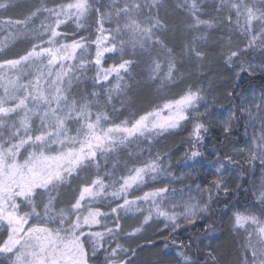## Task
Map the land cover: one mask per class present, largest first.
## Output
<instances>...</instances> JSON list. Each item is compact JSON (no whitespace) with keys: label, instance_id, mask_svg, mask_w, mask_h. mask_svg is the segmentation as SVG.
<instances>
[{"label":"snow or ice","instance_id":"6c2138e0","mask_svg":"<svg viewBox=\"0 0 264 264\" xmlns=\"http://www.w3.org/2000/svg\"><path fill=\"white\" fill-rule=\"evenodd\" d=\"M0 264H264V0H0Z\"/></svg>","mask_w":264,"mask_h":264},{"label":"trees","instance_id":"16d2710c","mask_svg":"<svg viewBox=\"0 0 264 264\" xmlns=\"http://www.w3.org/2000/svg\"><path fill=\"white\" fill-rule=\"evenodd\" d=\"M250 81L252 83H254L255 86L259 87L260 82H261V78L259 76L255 77V78L246 77L245 80L242 82L241 87L239 89H237V93L238 94L239 93H246L250 96L251 95L250 89L252 87V83H250ZM219 83H220V81H217V86H219ZM235 100H236V103L238 104L240 102V95H237ZM224 103L227 106L228 101H224ZM241 127H242V125H241ZM181 140H182L181 137H176L175 139L165 141L164 143H167L169 147H173L174 145L181 144ZM173 163H175V162H173ZM177 174H179V173H177ZM212 235L213 236L220 235V233L217 232V233L212 234ZM207 242L208 241H206V243ZM211 242H213L215 244H219V245L225 247L226 249H231V247L235 244V241L231 237L227 236L226 234H225V238L223 240H212ZM142 243H146V242H142ZM156 243L160 244L162 246L165 243V241L162 239H157ZM146 246H148V245L146 244ZM144 255L149 256V255H151V253L146 251L144 253Z\"/></svg>","mask_w":264,"mask_h":264}]
</instances>
